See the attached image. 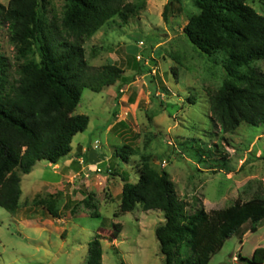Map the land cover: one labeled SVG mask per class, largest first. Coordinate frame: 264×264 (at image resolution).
<instances>
[{"label": "rangeland", "instance_id": "374dc122", "mask_svg": "<svg viewBox=\"0 0 264 264\" xmlns=\"http://www.w3.org/2000/svg\"><path fill=\"white\" fill-rule=\"evenodd\" d=\"M166 1L144 0L126 24L115 18L84 39L88 65L111 63L122 72L99 92L82 89L74 113L89 122L73 136L66 156L57 164L39 160L28 174L19 173L17 208L0 207V264H56L63 254L65 264H85L88 242L97 232L110 234L114 222L122 229L112 241L101 238L100 264H160L154 229L162 212L136 205L119 213L121 178L137 180L142 155L155 170L167 171L189 212L200 203L210 210L237 197L264 195V125L241 122L223 132L211 118L208 92L225 77L220 54L199 53L182 32L187 16L196 12L191 0L175 2L168 23L162 18ZM63 3L49 0V15L59 16ZM246 4L264 16V0ZM14 55L0 24V58L10 80L17 76ZM256 66L264 72L263 61ZM123 145L129 148L126 159L117 155ZM215 146L224 150L227 163L211 171L222 163L215 160ZM50 202L57 217L47 210ZM243 226L207 264H238V254L250 257L255 247H264V220L255 232Z\"/></svg>", "mask_w": 264, "mask_h": 264}, {"label": "trees", "instance_id": "16d2710c", "mask_svg": "<svg viewBox=\"0 0 264 264\" xmlns=\"http://www.w3.org/2000/svg\"><path fill=\"white\" fill-rule=\"evenodd\" d=\"M191 1L196 12L187 16L182 32L199 53L220 54L225 76L216 90L208 92L211 118L223 132L241 122L264 125V72L256 66L264 62V16L246 0ZM175 2L179 0L164 4L165 23ZM143 4L144 0H64L57 16L49 15V0L0 2V24L14 46L17 75L10 80L8 65L0 58V207L9 212L17 208L19 173L28 174L39 160L57 164L71 151L73 136L89 122L87 115L74 113L82 89L99 92L120 77L122 70L114 64H87L84 39L115 18L126 24ZM215 147V160L222 163L211 171L227 163L224 150ZM126 149L123 145L117 155L126 159ZM204 153H198L200 159ZM137 174L135 182L128 175L121 178L119 213L136 205L162 212L163 221L154 229L163 256L160 264H207L244 224L255 232L264 220V195L237 197L229 206L210 210L200 203L189 212L167 171L152 168L147 156H141ZM46 207L57 217L51 202ZM121 229L114 222L106 237L97 232L87 244L85 264H100L101 238L112 241ZM236 261L263 264L264 247H255L250 257L238 254Z\"/></svg>", "mask_w": 264, "mask_h": 264}, {"label": "water", "instance_id": "95a60500", "mask_svg": "<svg viewBox=\"0 0 264 264\" xmlns=\"http://www.w3.org/2000/svg\"><path fill=\"white\" fill-rule=\"evenodd\" d=\"M56 264H65V254H63L62 256H60L57 260Z\"/></svg>", "mask_w": 264, "mask_h": 264}, {"label": "built area", "instance_id": "2783aa9c", "mask_svg": "<svg viewBox=\"0 0 264 264\" xmlns=\"http://www.w3.org/2000/svg\"><path fill=\"white\" fill-rule=\"evenodd\" d=\"M95 170H98L99 171L100 169L99 168H96Z\"/></svg>", "mask_w": 264, "mask_h": 264}, {"label": "crops", "instance_id": "0c3cea01", "mask_svg": "<svg viewBox=\"0 0 264 264\" xmlns=\"http://www.w3.org/2000/svg\"><path fill=\"white\" fill-rule=\"evenodd\" d=\"M245 233H246V232H245ZM245 233H244V234H245ZM244 234H243V235H244ZM233 258H234V257H233Z\"/></svg>", "mask_w": 264, "mask_h": 264}]
</instances>
